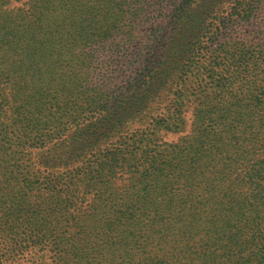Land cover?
Masks as SVG:
<instances>
[{
  "label": "trees",
  "instance_id": "trees-1",
  "mask_svg": "<svg viewBox=\"0 0 264 264\" xmlns=\"http://www.w3.org/2000/svg\"><path fill=\"white\" fill-rule=\"evenodd\" d=\"M132 1L146 23L155 15L165 19L164 27L161 19L152 21L154 31H164L157 66H148V79L132 85L128 100L133 109L124 115L122 101L99 103L95 121L76 124L51 161L69 165L80 157L90 160L94 154L89 149L95 146L101 170L110 165L108 172L115 173L118 154L110 148L112 140L139 148L148 133H154L155 126L150 125L157 117L147 112L152 105L139 101L137 92L145 83L148 91L161 90L159 85L165 87L173 73L200 68L203 73L193 91L195 133L160 148L146 141L152 148L143 153L145 161L135 163V182L109 193L107 202L98 203L99 210L93 212L96 237L114 254L107 264H195L193 246H206L212 235L220 240V229L228 242L235 241L237 230L246 233L257 224L258 207L264 204V173L258 162L251 164L247 159L252 148L259 158L264 154V0ZM34 35L35 31H24V35L15 31L11 40L9 31L0 33L3 56L11 52L15 57L0 70V89L14 85L6 77H16L18 97L31 102L24 108L30 117L23 122L20 111H12L13 124L18 126H32L35 115H51L55 108L60 112L66 107L58 103L65 94L62 70L59 64L47 66L44 56L35 55ZM158 35L153 33L151 38ZM52 82L61 88L52 91ZM47 104L49 109H43ZM137 104L143 107L134 109ZM124 118L127 123L147 120L149 127L145 133L129 131L125 136ZM162 121L170 129L183 123L180 115L157 120ZM243 188L255 191L248 203L243 201ZM168 241L172 246L165 249Z\"/></svg>",
  "mask_w": 264,
  "mask_h": 264
},
{
  "label": "rangeland",
  "instance_id": "rangeland-1",
  "mask_svg": "<svg viewBox=\"0 0 264 264\" xmlns=\"http://www.w3.org/2000/svg\"><path fill=\"white\" fill-rule=\"evenodd\" d=\"M153 17L161 19L164 27V18ZM155 19L146 23L132 0H0V33L9 31L13 40L15 31L21 35L35 31V55L44 56L47 66L59 64L62 70L65 94L58 103L66 105L51 115H35L32 126H18L13 124L12 111H20L23 122L30 117L24 108L31 102L18 97L16 77H6L14 85L0 89V264H107L114 254L96 237L93 212L99 210L97 204L135 182V163L148 154L149 146L166 147L195 133L193 91L203 71L192 66L186 73H173L165 87L159 85L161 90L148 91L145 83L137 92L139 101L152 105L146 110L157 120L180 115L183 123L170 129L165 122L154 121L150 125L155 126L154 133H148L146 140L149 146L145 141L137 148L114 138L110 148L118 154L115 173L108 172L110 165L101 170L95 146L89 149L94 154L90 160L80 157L69 165L51 161L76 124L95 121L99 103L122 101L124 115L133 109L128 100L132 85L148 79V66H157L154 63L164 50V31H154ZM153 33L159 35L152 39ZM13 60V53L3 56L0 49V70ZM44 81H49V74ZM50 88L57 91L61 86L52 82ZM139 107L143 106L137 104L134 109ZM127 121L123 119L125 136L129 131L145 133L149 127L147 120ZM253 150L247 159L251 164L258 162L264 173V154L259 158ZM243 189V201L248 203L255 191ZM258 210L257 224L246 233L237 230L235 241L228 242L220 229V240L212 235L206 246H193L195 264H202L204 257L207 264H264V204ZM74 218L79 222L68 226ZM163 246L168 249L172 243Z\"/></svg>",
  "mask_w": 264,
  "mask_h": 264
}]
</instances>
